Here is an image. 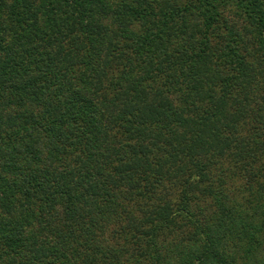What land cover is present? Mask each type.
<instances>
[{
  "label": "trees",
  "instance_id": "obj_1",
  "mask_svg": "<svg viewBox=\"0 0 264 264\" xmlns=\"http://www.w3.org/2000/svg\"><path fill=\"white\" fill-rule=\"evenodd\" d=\"M0 264H264V0H0Z\"/></svg>",
  "mask_w": 264,
  "mask_h": 264
}]
</instances>
